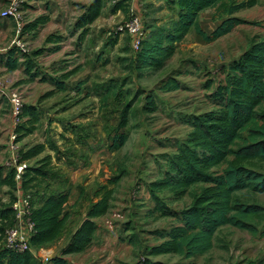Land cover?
<instances>
[{"label":"rangeland","instance_id":"1","mask_svg":"<svg viewBox=\"0 0 264 264\" xmlns=\"http://www.w3.org/2000/svg\"><path fill=\"white\" fill-rule=\"evenodd\" d=\"M166 5L167 1L164 0L157 6L152 3V7H145L148 13V40L152 38L155 28H167L175 21L176 12ZM125 6L127 8L128 4ZM155 7H163L164 11L150 14L149 11ZM125 9V17H130V20L134 14L129 16L128 9ZM237 15L245 22L217 40L209 42L194 30L190 32L178 44L176 53L167 61L166 66L159 70L136 68V52L128 36L122 34L119 47L125 51L124 61L119 58L121 51L118 53L117 46H113L105 53L108 63L98 66V71L71 75L63 82L67 88L54 95L50 94L52 90H44L45 97L39 99L38 104L46 100L48 105L51 104V112H48L46 118L44 111L45 124H37L33 134L38 136L31 139L32 143L38 141L46 144V151L37 159L51 154L56 169L48 182L31 191L32 202L38 201L45 194L58 193L59 186H65L62 191L70 193L74 189L76 194L85 198L78 208L86 207L87 210L89 203L97 199L95 193L100 186L118 176L120 180L115 186L108 213L117 221L120 229L132 231L133 238H141L146 255L152 246L167 239L172 227L181 224V213L191 204L193 192L202 185L195 186L182 198H177L171 189H153L151 185L164 177L169 159L188 139L193 117L218 108L213 94L219 84L225 81L229 73L227 67H231L253 42L264 39V0L256 7L242 9ZM212 19L222 20L217 9L206 10L201 15L205 29V23ZM112 32V37L118 36L114 30ZM51 72L48 73L52 79L43 78V87L49 80L56 83L60 79V75L52 76ZM82 78L89 82L87 86L83 85ZM173 79L179 81L178 89H162L165 83ZM105 82V88L100 86L98 91L96 85H104ZM107 83H111V86L116 84V88L106 95L104 89L108 88ZM31 85L33 83L24 92L32 91L29 90L33 87ZM71 91L75 93L71 94ZM35 93H32V97ZM125 94L124 99L118 98ZM104 97H108V100L102 101ZM134 100L126 129L129 140L122 149L112 150L111 135L120 122V111L126 102ZM13 111L12 101L0 91V149L10 141L13 143L11 149L18 146L16 138H13ZM56 117L63 120L65 125L61 123L55 126ZM50 118L52 123L46 128ZM72 124L80 126L73 132ZM241 144L242 141H239L236 147ZM37 159L31 161L32 165ZM257 164L264 172V162ZM225 166L214 168L213 171L221 172ZM67 169H71L72 174L68 178ZM53 178L58 183H51ZM238 197L245 203L264 206V192L243 190L238 193ZM166 212L170 214L165 215ZM116 215L122 218L116 219ZM254 222L259 231L256 235L226 225L217 232L215 245L209 252L191 258L166 255L160 264H260V260L264 264V216Z\"/></svg>","mask_w":264,"mask_h":264},{"label":"trees","instance_id":"2","mask_svg":"<svg viewBox=\"0 0 264 264\" xmlns=\"http://www.w3.org/2000/svg\"><path fill=\"white\" fill-rule=\"evenodd\" d=\"M173 3L178 8V19L169 28H155L151 39L148 40L149 35L146 36L142 48L136 52V68L162 69L176 53L178 44L193 30L209 42L230 33L245 22L235 14L257 5L258 0H174ZM103 7L104 0H95L80 17V24H93L101 16ZM118 7L116 5L115 9ZM213 8L220 12L222 21L209 34L202 28L201 14ZM87 31L88 28H85L84 33ZM126 35L132 42V37ZM14 49L17 50V47ZM28 54L22 53L26 58L27 72L31 73L34 62ZM12 62L15 63L11 67L16 68L17 59ZM71 74L56 80L60 91L67 88L63 82ZM103 84L96 85L98 91L100 86H106V82ZM110 84L107 83L108 88L104 89L106 95L116 88V84ZM179 87V81L173 79L165 83L162 89L170 91ZM125 96L118 98L122 100ZM213 97L218 108L193 117L188 139L169 159L164 177L151 185L153 189H171L177 198L184 197L197 185L202 187L193 192L191 204L182 211L181 224L172 227L167 239L152 246L149 256L174 254L191 258L203 255L213 249L217 232L226 225L248 230L254 235L259 232L254 221L264 216V206L245 203L239 199L238 193L243 190L264 192V172L257 164L264 162V39L253 42L231 64L225 82L220 83ZM105 100L108 97L102 99ZM135 100L126 102L120 111V122L111 135L112 150L122 149L129 140L126 129ZM20 117L21 122L14 128L17 142L33 133L41 120V113L35 105L24 104ZM72 126L74 132L80 124ZM239 141L242 144L236 147ZM53 147L57 148L54 144ZM45 151L46 144L40 142L19 148L18 163H28L20 179H17L18 163L0 166V188H7L11 197L10 203L0 208V264H34V249L56 241L63 234L71 216L70 194L51 193L40 207L31 202L28 214L34 228L30 237L31 250L16 251L4 246L7 233L17 220L14 205L19 202V196L24 197L32 190L41 188L54 175L56 165L51 154L37 159ZM34 159L37 160L32 165ZM224 164L226 166L221 172L213 171ZM119 180L120 177H113L96 191L97 199L91 203L80 226L73 232L70 243L63 251L64 255L83 252L94 242L99 227L96 219L110 211ZM15 192H19V196ZM54 260L64 262L62 258ZM259 263L263 264V261ZM144 264L160 263L146 258Z\"/></svg>","mask_w":264,"mask_h":264},{"label":"crops","instance_id":"3","mask_svg":"<svg viewBox=\"0 0 264 264\" xmlns=\"http://www.w3.org/2000/svg\"><path fill=\"white\" fill-rule=\"evenodd\" d=\"M14 1L15 0H0V78L5 81L8 89L17 90L20 93L22 92L21 95H24L25 105H35L39 109L42 115L40 122L42 124L41 126H43V124H45L43 119L45 114L44 111L46 112L45 117L47 118V115H49L48 112L51 110V104L48 105L46 100L45 103L42 102L38 104V101L43 96L45 97L44 90H52L51 92H53V95L60 92L58 87H55L56 83L52 80H49V83L45 84L43 87L45 81H43L44 77L52 79L48 72L52 71V76L60 75V77L68 73L75 75L77 73L89 72L92 74L99 70L98 66L108 63V58L105 57V53L107 49H112L113 46H117L118 53L121 51L119 58L124 61L126 58L124 57L125 51L123 47H119V45L121 46L120 40H122V34L119 35V33L116 32V27L130 18L127 19L125 17V5L128 4L126 9H128L129 16L137 14L145 25L148 19V13H146L147 9H145V7H152V3L157 6L158 3L164 0H104L101 16L93 24L88 26L80 24V17L88 10L89 6L95 0H19L21 1V13L25 21L24 33L26 42L29 46L28 55L34 62L31 73L27 72L26 58L23 57L22 52L18 49H14V40L16 38L15 19L5 18L1 15ZM165 1H167L166 7H171L176 12L175 20H177L178 8L177 5L173 3L174 0ZM262 1L263 0H258V3ZM116 5L119 6L117 9H115ZM162 9L163 7H155V9H152L149 13L153 14L155 11L160 13L164 11ZM202 14H204V12ZM235 15L240 17L237 13ZM217 20L218 19H212L211 22L205 23L206 29L203 27V22H201L202 28L207 31V33H212L222 21ZM250 20L253 21V19ZM160 23L162 24V21ZM85 28H88L86 33H84ZM112 30H114L118 36L115 35V37H112L114 36ZM38 51L42 52L35 55ZM16 59L18 65L16 68H12L11 65L15 63L12 61ZM227 71L230 72V67H227ZM48 75L49 77H46ZM84 78H82V80H84ZM32 83L33 85L31 86L33 87L29 89L32 91L27 90L24 92V89L29 88ZM83 83L84 86H87L89 82L84 80ZM34 91H36V93L32 97ZM23 92L25 94H23ZM73 93L75 92L71 91V94ZM56 119L57 120L54 122L55 126L61 123H63V126L65 125L63 120L57 117ZM50 123H52L51 118L46 122L45 127L49 128ZM33 133L35 132L33 131ZM33 133L29 134L21 141L16 142L18 147L19 144H21V147L26 144H34L31 138L37 137L38 134ZM37 142L35 141V143ZM10 145H13L12 141L4 144L0 149V166L11 164L13 151ZM70 171L71 169H67V178L72 175ZM51 183L54 184L58 182L53 178ZM71 184L73 183H70V185ZM64 188L65 186H59V192L54 194L67 192L62 191ZM15 193L19 196V192ZM69 194V210L71 216L67 221L65 230L53 243L34 249V264H144L146 258H151L153 261L160 263L163 262V257L171 255H146L143 240H140L141 238L139 240L133 238L131 236L132 231L120 229L119 225L116 223L117 221L112 218L110 213L96 219L99 227L96 231L94 242L89 248L80 253L64 255L63 251L70 243L73 232L80 226L92 203H89L87 210L86 207L79 209V205L84 203L85 198H81L80 195L76 194L74 189ZM29 195L32 197V194ZM46 196V194L43 195L33 204L36 207H40ZM19 199H21V196H19ZM10 201L11 197L8 194V189L0 188V208H3V206L10 203ZM30 201L32 202V200ZM27 210L26 206L20 204L14 227H18L30 241L33 231L29 228L30 218L26 214ZM48 257L50 258V262L46 261ZM56 258H62L64 262H56V260H54Z\"/></svg>","mask_w":264,"mask_h":264},{"label":"built area","instance_id":"4","mask_svg":"<svg viewBox=\"0 0 264 264\" xmlns=\"http://www.w3.org/2000/svg\"><path fill=\"white\" fill-rule=\"evenodd\" d=\"M2 17L5 18H13L16 21V38L14 40V45L17 47L18 50L22 53L29 52V46L25 39V21L23 15L21 13V1L15 0L12 2L6 10L2 12ZM117 33L120 34H128L132 37V48L133 51L138 52L142 48V44L144 39L147 36V31L144 26L142 19L135 14L132 18L128 21H125L118 25L116 29ZM0 91L3 92L5 95L7 94L9 99L12 101L13 104V116L15 120V125L21 122V114L23 113L24 102L21 93L14 89H8L5 81L0 78ZM16 134L13 135V138H16ZM13 156L12 162L18 163L19 159V147L13 146ZM28 167V163H18L17 164V179H20L25 170ZM31 196L26 195L21 197L19 202H17L14 207L18 211L20 204L27 207L26 214H29V209L31 205ZM116 219L122 218L121 215L114 216ZM29 228L31 231H34L33 224L30 221ZM4 246L10 250L16 251H27L31 250V244L29 239H27L26 235L21 232L18 227H12L9 229L7 236L4 240ZM47 262H50V258H46Z\"/></svg>","mask_w":264,"mask_h":264}]
</instances>
